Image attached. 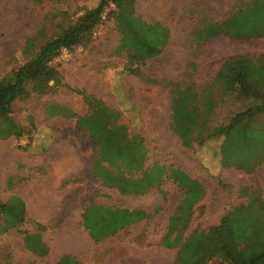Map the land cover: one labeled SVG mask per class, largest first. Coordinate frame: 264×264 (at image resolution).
Segmentation results:
<instances>
[{
    "label": "rangeland",
    "instance_id": "rangeland-1",
    "mask_svg": "<svg viewBox=\"0 0 264 264\" xmlns=\"http://www.w3.org/2000/svg\"><path fill=\"white\" fill-rule=\"evenodd\" d=\"M247 1L136 0L131 15L144 26L159 25L151 36L141 33L137 39L154 41L156 35L160 39L156 44L159 54L146 60L141 77L125 71L127 49L135 50L137 39L131 38L128 25L120 29L115 18L105 17L84 42L82 51L76 50L58 63L62 86L54 93L31 95L13 104L11 116L26 135L20 140L0 139V202L11 212L24 209L26 220L7 228L14 221V213L0 212V264H182L174 260L175 249L161 246L168 218L179 201L178 188L167 180L161 186L165 195L152 189L127 196L104 187L90 171L97 149L88 133L76 125L74 118L47 112L52 104L79 116L87 114L82 94L118 111L119 123L131 135L143 137L148 165L179 168L205 185L206 194L195 205L186 233L215 226L232 208L246 204L244 188H257L264 196V161L248 174L220 165V139L184 149L170 128V88L146 80L193 83L201 94L226 59L264 55V38L232 40L219 36L199 45L194 42V33L205 19L222 21ZM98 2L0 0V76L31 58L38 47ZM123 9L121 6L120 12ZM40 30L34 48L23 53L26 41ZM129 37L131 45H125ZM212 95L218 100L213 124L226 123L237 112L258 103L235 94L225 96L220 87L214 88ZM252 124L263 128L264 116ZM91 203L141 209L148 217L94 243L81 220ZM36 223L45 230H38Z\"/></svg>",
    "mask_w": 264,
    "mask_h": 264
},
{
    "label": "trees",
    "instance_id": "trees-1",
    "mask_svg": "<svg viewBox=\"0 0 264 264\" xmlns=\"http://www.w3.org/2000/svg\"><path fill=\"white\" fill-rule=\"evenodd\" d=\"M135 1L99 0L96 6L38 47L31 58L8 74L0 76L1 140L11 137L20 140L26 135L23 127L11 116L13 104L31 95L54 93L62 86L60 64L53 62V59L62 49L72 54L83 47L84 42L102 25L105 17L115 18L120 29L122 25H128L133 41L141 33L152 35V30L159 25L154 24L150 28L144 26L139 18H134L131 12ZM121 6L125 9L120 12ZM41 32L26 41L23 53L34 48L33 41ZM219 36L232 40L264 38V0H249L231 11L222 21L205 19L203 26L194 33V42L199 45ZM131 38L127 43L126 38H123L125 45H131ZM159 40L158 35L154 41L149 39L141 42L137 39L135 50L127 49L125 71L141 77L140 69L146 65V60L159 54L156 47ZM133 47L134 44L130 48ZM194 67L195 64H192ZM146 80L170 88V128L184 149L202 147L208 141L220 139L218 158L222 167H233L250 174L264 161V127H254L252 124L255 119L264 116V55L226 59L201 94L193 83ZM216 87H220L225 96L235 94L241 98L254 99L258 103L237 112L226 123L213 124L212 117L218 100L212 92ZM82 95L88 107L87 114L83 116L61 105H48L47 112L74 118L76 125L88 133L97 149L90 163V171L104 187L116 189L127 196L142 195L152 189L165 195L161 186L167 180L178 188L179 201L174 213L168 218L161 239L163 248L176 250L175 262L264 264V196L259 189H242L243 195L248 197L247 203L232 208L217 225L186 233L195 205L206 194L205 185L179 168L148 165V150L143 137L131 135L128 128L119 123L118 111L91 95ZM9 211V207L0 202V212L5 214ZM12 213L14 221L8 223L7 228L14 227L15 222L26 220L24 209ZM147 217L148 213L141 209L111 208L91 203L84 209L81 220L88 237L94 243H99ZM35 225L38 230H45L43 225Z\"/></svg>",
    "mask_w": 264,
    "mask_h": 264
},
{
    "label": "built area",
    "instance_id": "built-area-1",
    "mask_svg": "<svg viewBox=\"0 0 264 264\" xmlns=\"http://www.w3.org/2000/svg\"><path fill=\"white\" fill-rule=\"evenodd\" d=\"M79 51H82V47L79 48ZM70 55V52L66 49H62L57 57L53 59L55 63H61L66 57Z\"/></svg>",
    "mask_w": 264,
    "mask_h": 264
},
{
    "label": "crops",
    "instance_id": "crops-1",
    "mask_svg": "<svg viewBox=\"0 0 264 264\" xmlns=\"http://www.w3.org/2000/svg\"><path fill=\"white\" fill-rule=\"evenodd\" d=\"M80 169V168H79Z\"/></svg>",
    "mask_w": 264,
    "mask_h": 264
}]
</instances>
